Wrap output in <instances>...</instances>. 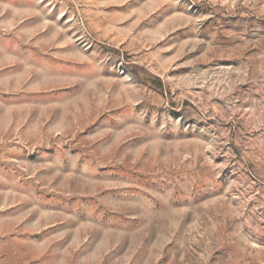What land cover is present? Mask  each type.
Here are the masks:
<instances>
[{
    "label": "rangeland",
    "instance_id": "rangeland-1",
    "mask_svg": "<svg viewBox=\"0 0 264 264\" xmlns=\"http://www.w3.org/2000/svg\"><path fill=\"white\" fill-rule=\"evenodd\" d=\"M0 264H264V0H0Z\"/></svg>",
    "mask_w": 264,
    "mask_h": 264
}]
</instances>
